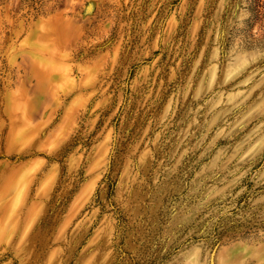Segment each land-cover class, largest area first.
I'll return each instance as SVG.
<instances>
[{
  "label": "rangeland",
  "instance_id": "374dc122",
  "mask_svg": "<svg viewBox=\"0 0 264 264\" xmlns=\"http://www.w3.org/2000/svg\"><path fill=\"white\" fill-rule=\"evenodd\" d=\"M0 264H264V0H0Z\"/></svg>",
  "mask_w": 264,
  "mask_h": 264
}]
</instances>
